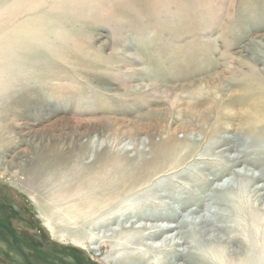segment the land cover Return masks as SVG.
<instances>
[{"label":"rangeland","instance_id":"rangeland-1","mask_svg":"<svg viewBox=\"0 0 264 264\" xmlns=\"http://www.w3.org/2000/svg\"><path fill=\"white\" fill-rule=\"evenodd\" d=\"M10 7L0 19V264H114L102 236L118 222L91 226L113 208L83 218L71 208L77 197L60 193L95 163L149 160L151 133L158 143L175 133L190 145L192 154L179 153L164 177L199 189L205 201L193 207L200 211L217 183L244 166L224 149L227 136L242 131L248 97L264 88V0H41L34 9L11 0ZM218 82L234 91L238 115L228 121L220 116ZM193 102L211 106L208 121L198 119ZM263 148L237 149L256 174ZM90 233L99 250L70 241L69 234ZM140 250L148 262L159 256Z\"/></svg>","mask_w":264,"mask_h":264},{"label":"bare ground","instance_id":"bare-ground-1","mask_svg":"<svg viewBox=\"0 0 264 264\" xmlns=\"http://www.w3.org/2000/svg\"><path fill=\"white\" fill-rule=\"evenodd\" d=\"M40 1L16 0L17 5L25 9H32ZM10 2L11 0H0V19L6 20L10 17V9L13 8L10 7ZM9 22L11 23L10 20ZM5 35L10 38L12 30ZM5 46L0 45V56L6 51ZM251 85L247 84L246 87ZM156 87L157 84L151 89ZM216 87L220 89L219 97L224 95V99L220 98L223 103L221 107L224 106L220 109L221 118L226 121L233 119L238 115V112L235 114L236 111L232 110L231 99L234 91L229 87L225 88L222 82H218ZM259 88V92L248 97L253 103L248 104L250 106L247 105L240 113L242 131L227 136L229 145L224 149L229 158L244 166L236 170L233 178L217 183L214 195L205 203L207 208L204 207V211L197 209V206L193 207L198 201H205L200 196L199 189L192 191L193 186H182L171 178L164 177L168 168H175L180 161L179 153L189 151L192 154L190 145L180 143L174 137L175 133H170L169 137L159 143L153 141L154 133L148 135L149 150L152 152L149 160L144 158L140 163H124L106 159L103 164L95 163L86 168L83 173L74 176L69 184H65L60 195L77 197L71 208L84 215L83 218L89 214L93 219L105 208H113L104 216L98 217L96 223L91 222V226L102 227L115 220L119 223L110 234L104 232L105 235L102 236L105 242H109V249L113 250L114 264H135L142 260L146 264H264V207H259L264 197V167L256 174L247 164L241 162V158L239 160L241 153L237 150L240 146H255L258 143L259 146H264V88ZM206 92L213 94L212 90ZM190 97L191 100H196L193 95ZM199 107L201 112L197 114L198 119L208 121L207 110H211V106H205V110H202L199 102H193L190 106L192 110ZM243 132H247V135L244 136ZM235 151L238 153H234ZM185 174L182 172L178 176L183 178ZM178 191L186 196H174ZM243 191L249 197L257 195L258 202H240L242 198L239 194ZM191 202L193 204H189ZM131 218L136 219L137 223L132 221V224L125 226L124 222ZM47 225L53 235L65 240L64 231H60L62 234L56 232L59 224L53 226L48 221ZM69 236L71 243L89 248L90 252L100 248L92 247L95 240L91 233L87 237L73 234ZM235 240H239V247ZM144 247L159 253L154 263L150 260L148 262L143 256L145 252L140 249Z\"/></svg>","mask_w":264,"mask_h":264}]
</instances>
